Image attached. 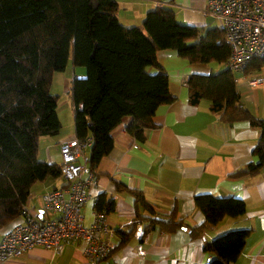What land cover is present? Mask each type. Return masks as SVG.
I'll return each mask as SVG.
<instances>
[{
  "label": "trees",
  "instance_id": "16d2710c",
  "mask_svg": "<svg viewBox=\"0 0 264 264\" xmlns=\"http://www.w3.org/2000/svg\"><path fill=\"white\" fill-rule=\"evenodd\" d=\"M115 0H0V228L26 211L33 187L61 178V164L39 160L42 137H56L62 129L59 97L51 91L54 76L67 69H86L83 79L72 82L70 95L76 139L91 140L88 164L96 170L114 148L112 132L121 124L137 141L154 129L157 110L175 101L169 78L157 53L176 51L191 64H226L231 49L221 29L196 28L177 21L174 11L159 6L142 25L125 27L118 19ZM264 67V58L252 61L243 74ZM156 69L158 73H151ZM237 76L229 70L214 75H194L188 80L190 103L208 100L210 109L224 123L248 122L259 130L253 150L257 162L232 177H264V119L253 117L240 104ZM119 192L135 198L137 221L119 232L125 246L136 234V225L148 212L141 241L156 229L164 233L189 230L197 238L226 218L238 219L247 212L244 201L211 195L195 197L205 222L187 228L177 209L161 218L145 195L116 183ZM97 212L111 214L115 202L103 196ZM250 230H236L213 241L203 250L207 264H234L242 255Z\"/></svg>",
  "mask_w": 264,
  "mask_h": 264
},
{
  "label": "crops",
  "instance_id": "0c3cea01",
  "mask_svg": "<svg viewBox=\"0 0 264 264\" xmlns=\"http://www.w3.org/2000/svg\"><path fill=\"white\" fill-rule=\"evenodd\" d=\"M119 4L118 19L128 28L142 25L147 14L159 6L174 11L183 25L221 29L217 20L206 15L207 0H115ZM160 2V5H156ZM157 60L169 78V89L175 101L157 110L156 127L145 131V141H137L121 124L112 132L114 148L96 169L97 186L90 189L91 200L83 207L84 222L90 225L97 213L96 203L103 196L115 202V211L108 215L115 231V244L119 232H127L135 224L137 208L135 198L119 192L116 183L142 192L148 203L161 217H167L176 208L178 217L187 228L205 222L202 211L195 206V197L211 195L220 199L235 198L245 202L247 212L238 219L226 218L217 227L194 238L189 230L164 233L156 229L144 241L135 236L113 251L100 264H207L210 256L203 250L205 241L236 230H250L245 249L234 264H264V177H232L236 171L257 162L253 150L259 140V130L248 122L224 123L214 114L208 100L198 105L190 103L188 80L194 75H214L223 72L225 64H191L179 57L176 51L157 53ZM69 60L65 72L54 76L53 87L61 83L70 97L72 82L86 76L85 68H75ZM73 70H72V69ZM151 73H158L150 69ZM240 104L253 117L264 119V67L249 74H236ZM262 80L261 84L254 81ZM60 86V85H59ZM58 116L62 129L56 137H42L39 160L61 164L60 146L76 139L73 103L71 117L63 119L61 95ZM90 155V149L87 156ZM63 180L48 179L37 183L30 194L26 208L41 220L56 217L43 207L42 196L56 188L64 187ZM142 220L136 233H143L151 215L140 210ZM22 221H15L0 228V242L4 235ZM142 236V234H141ZM84 244L68 245L60 251L35 248L21 258L0 264H88Z\"/></svg>",
  "mask_w": 264,
  "mask_h": 264
},
{
  "label": "built area",
  "instance_id": "2783aa9c",
  "mask_svg": "<svg viewBox=\"0 0 264 264\" xmlns=\"http://www.w3.org/2000/svg\"><path fill=\"white\" fill-rule=\"evenodd\" d=\"M206 15L217 20L231 49L225 69L243 73L248 65L264 58V0H207ZM160 5V2H156ZM262 80L254 81L261 84ZM91 140L74 139L60 146L61 179L64 187L42 196L43 207L56 217L41 220L27 208L22 221L0 242V262L23 257L35 248L58 252L68 245L84 244L88 264H100L114 249L115 231L105 212H97L86 225L83 207L97 186L96 170L90 168L87 151ZM139 230L136 235L141 237Z\"/></svg>",
  "mask_w": 264,
  "mask_h": 264
},
{
  "label": "rangeland",
  "instance_id": "374dc122",
  "mask_svg": "<svg viewBox=\"0 0 264 264\" xmlns=\"http://www.w3.org/2000/svg\"><path fill=\"white\" fill-rule=\"evenodd\" d=\"M78 68H81V67H78ZM56 76H61V74L57 73ZM51 91H52L53 94H58L59 93V95H61V113H62V117H64L63 119L65 120V119H67V117H71V115H72V112L70 111V109L72 107L71 99L64 92V87H61V83L60 84L56 83V85L53 87V89L51 88Z\"/></svg>",
  "mask_w": 264,
  "mask_h": 264
}]
</instances>
